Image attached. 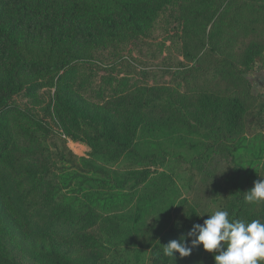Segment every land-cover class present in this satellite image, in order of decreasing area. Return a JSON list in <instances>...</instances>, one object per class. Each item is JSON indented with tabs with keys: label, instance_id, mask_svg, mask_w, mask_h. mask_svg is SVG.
<instances>
[{
	"label": "rangeland",
	"instance_id": "obj_1",
	"mask_svg": "<svg viewBox=\"0 0 264 264\" xmlns=\"http://www.w3.org/2000/svg\"><path fill=\"white\" fill-rule=\"evenodd\" d=\"M160 1L0 0V106L29 116L75 171L90 164V176L110 172L114 184L98 187L101 193L121 186L117 176L145 171L146 183L159 194L127 179L120 210L99 213L93 226H76L74 239L41 238L11 208L0 181V240L16 263L56 264L59 254L73 264H214V253L202 246L186 258L175 254V261L162 246L217 210L228 211L230 221L264 223V203L243 200L241 213L231 217L237 192L244 198L264 179V49L258 46L264 47V0H225L221 6L222 0H168L156 13ZM210 2L218 9L202 15ZM76 5L84 9L78 20L71 16ZM106 14L116 19L122 40L93 33L96 42L89 43L87 29ZM250 45L260 51L255 58L246 56ZM76 55L84 62L77 63ZM127 96L133 108L149 102L172 108L148 113L126 136L121 120L135 117L119 104ZM243 108L247 119L233 126L232 112ZM2 126L9 142L2 151L0 138V175L11 173L27 188L28 174L47 167L26 157L34 145L14 112L0 117ZM70 135L95 140L94 147ZM126 138V149L111 154L105 147ZM229 147L236 148L233 162ZM46 195L54 197L51 188ZM122 216L112 226L119 233L111 231L121 240L106 244L102 221Z\"/></svg>",
	"mask_w": 264,
	"mask_h": 264
},
{
	"label": "trees",
	"instance_id": "obj_2",
	"mask_svg": "<svg viewBox=\"0 0 264 264\" xmlns=\"http://www.w3.org/2000/svg\"><path fill=\"white\" fill-rule=\"evenodd\" d=\"M162 4H155L156 13L163 10L162 5L166 4L168 0L160 1ZM225 2V0L219 1L220 6ZM242 2V1H241ZM257 2V1H256ZM255 2V3H256ZM218 3V2H217ZM217 3L212 4L206 3L204 7L206 10L201 11L200 13L207 14L208 12H212L218 9ZM229 8V7H228ZM264 11V7H262ZM227 10V9H225ZM84 11L83 7L80 5H76L72 7L71 16L75 20L81 18L80 13ZM224 11V10H221ZM228 11L225 12L227 14ZM82 28L77 24L78 28ZM87 39H89V43H95L96 41L91 38L92 34H98L102 37V39L108 40H122L120 36V28L116 21V19L111 17V15L106 14L105 16L98 17V20L94 22L90 29H87ZM217 38L213 37L211 39V43L215 42ZM263 45V44H262ZM258 43L259 48L264 49V47ZM251 46V47H250ZM248 48V52L246 56L253 55L255 58V54H259V52L254 53L256 51L250 45ZM215 50V49H213ZM13 52V48H11ZM73 58V57H72ZM233 58V57H232ZM2 59V58H1ZM13 58L10 56L9 60ZM76 59H78L77 63H82L81 57L76 55ZM109 79L108 81H110ZM37 85H32L30 87L31 90H34ZM138 97L143 95V92L136 91ZM148 99L152 97V91H147L145 95ZM127 98L123 99L119 102L124 106L123 112L128 113L129 115L134 114L135 117H129L122 119L121 128L123 129V133L126 136H130L132 132H134L138 126H141L144 122V116L151 114V112L159 113L160 111L168 110L172 108L170 105L157 103L149 107V103L145 104H137L132 105L127 104ZM124 102V103H123ZM262 106V105H261ZM260 106V111H262V107ZM8 109V110H5ZM9 111L14 112V115L17 119V122L23 126L29 134V139L34 145L33 149L30 152L26 153V157L32 160L42 161V163L47 167L45 171H31L28 174V180L30 182L27 188H21L20 181H16L13 174L8 172H3L0 175L1 186L3 188L5 198L10 204L11 208L17 213L19 218L25 227L28 228L29 231H32V234L37 237H47V236H58L60 238L70 237L72 234V239L75 238V230L76 226L84 225V226H93L97 220L100 219L99 213L105 212L110 214L111 212H117V210L121 209L119 206L124 203V199H126L125 195L121 193L127 181L130 180L133 184V187L140 184L141 182L144 184L143 191L153 197H159V194L154 191L151 183H146V174L145 171L138 177L131 178L129 176H117L122 184L119 188L111 187L106 193H101L98 191V187L101 185L112 183L110 179V172L106 170H95L94 176H90V164L89 168H86L85 171H75L72 167L64 162L66 158V153L58 152V150H54V147H50L47 142V137L45 133L34 123V121L27 115L18 112L14 107L9 106H0V117L7 115ZM150 111V112H149ZM245 109L235 110L232 112L230 118L234 123L233 126L239 125L242 119H247V115L243 117L245 114ZM258 113L255 116H258ZM252 117V118H253ZM3 130H6L5 127L2 126ZM1 131V130H0ZM42 132V134H41ZM9 135H3L0 132V138L4 140V145H1V150H5L6 146L9 142ZM72 136V140H76L78 142L86 143L90 147H94L95 140L87 139V138H77ZM45 143V144H44ZM130 144V141L126 138L123 142L118 140H114L113 143L105 145L108 151L113 154L116 150L112 149H120L127 148ZM210 152L213 154L215 152L213 145L210 146ZM235 147L228 148V154L232 158V162L235 158ZM208 155V157L211 156ZM148 173V172H147ZM107 177L108 181L105 182L104 179H100L99 176ZM51 188L54 197H50V195H46L47 190ZM119 190L120 192H115V190ZM150 196V197H151ZM151 197L149 199L153 203L156 200ZM237 208L233 209V214L231 217L235 219L237 215L241 213V204L244 202L243 195L240 192H237V196L235 197ZM151 207L150 205L147 209ZM116 208V209H115ZM123 218L120 217L119 220H111L105 219L102 221L103 230H104V241L106 244L116 243L119 241V237L116 234H112L114 229L116 231L114 233H119L117 228H113L112 226L118 225V223ZM138 218H135L134 222H137ZM74 229V232H69L70 228ZM112 229V230H111ZM111 231H113L111 233ZM121 236V234H120ZM121 240V239H120ZM54 259L56 264H73L68 259L64 258L59 254L54 255ZM0 264H18L11 257L6 245L0 240Z\"/></svg>",
	"mask_w": 264,
	"mask_h": 264
},
{
	"label": "clouds",
	"instance_id": "obj_3",
	"mask_svg": "<svg viewBox=\"0 0 264 264\" xmlns=\"http://www.w3.org/2000/svg\"><path fill=\"white\" fill-rule=\"evenodd\" d=\"M248 204L264 203V179L254 182L244 193ZM203 224H195L186 235L162 246L163 255L176 260L191 255L198 246L213 254L214 264H262L264 262V223L260 220L245 222L229 219L225 210L207 215Z\"/></svg>",
	"mask_w": 264,
	"mask_h": 264
}]
</instances>
